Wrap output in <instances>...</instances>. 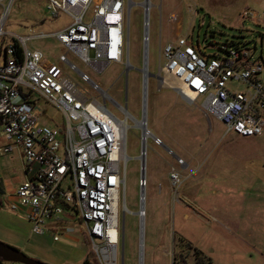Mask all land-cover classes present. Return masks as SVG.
<instances>
[{
  "label": "rangeland",
  "instance_id": "374dc122",
  "mask_svg": "<svg viewBox=\"0 0 264 264\" xmlns=\"http://www.w3.org/2000/svg\"><path fill=\"white\" fill-rule=\"evenodd\" d=\"M128 83L126 66L114 63L98 74L68 55L80 71L136 118L143 116L144 63L143 44L144 0H133ZM147 117L148 127L164 145L149 138L146 156V209L144 247L141 252V226L138 211L141 206L140 179L143 175L141 135L132 128L127 134V163L125 198L130 212L125 216L124 264H264V134L245 139L235 134L225 136L223 123L215 117L204 116L200 98L189 104L156 77L165 64L161 51L169 40L188 37L206 55H223V44L248 49L253 60L264 65V0H151ZM47 0H3L0 13L9 7L0 45H8L14 36L32 33H52L69 24V18L59 13L50 16ZM98 2L91 6L93 11ZM130 7V9H131ZM43 22V23H42ZM38 49L45 60L59 64L66 48L49 36L27 43ZM126 62V50L125 58ZM67 74L82 87L98 96L92 85L81 75L65 67ZM171 82L174 77L167 75ZM234 90H245L235 82ZM127 89V94H126ZM100 96V95H99ZM102 100V97L100 96ZM44 111L41 120L50 126L66 127L62 111L40 98ZM109 109L123 119L120 110L109 103ZM130 125L133 123L130 121ZM6 145L0 126V149ZM172 151V152H170ZM182 158L185 164H178ZM171 165L181 171L180 202L172 204L173 190L169 180ZM22 160L0 152V242L23 251L28 256L48 264H98L90 246L79 230L62 240L53 234L35 233L28 221V209L18 212L9 205L24 181ZM122 191V200L123 194ZM245 192L248 194L245 195ZM123 214H121L122 216ZM65 225L78 226L77 220H65ZM183 241V242H181ZM199 251V252H198ZM4 264H19L8 263Z\"/></svg>",
  "mask_w": 264,
  "mask_h": 264
},
{
  "label": "built area",
  "instance_id": "2783aa9c",
  "mask_svg": "<svg viewBox=\"0 0 264 264\" xmlns=\"http://www.w3.org/2000/svg\"><path fill=\"white\" fill-rule=\"evenodd\" d=\"M47 1L50 16L63 13L69 18V24L52 33L14 36L8 45H0V53L4 55L0 64V126L6 141L0 152L11 155L19 150L25 174L14 195L16 202L9 207L14 211L28 209L26 218L33 225V231L40 234L49 231L58 242L63 238L61 232L69 237L80 229L98 264H121V214L126 216L130 212L124 192L130 159L128 131L136 128L142 132L143 175L138 211L141 252L147 215V142L152 138L155 144L164 145L150 131L147 117L153 4L151 0L141 4L145 11L144 100L143 116L136 119L127 105L117 103L108 91L71 63L68 55L98 74L114 63L124 64L128 83L129 71L135 68L129 60L132 11L129 4L137 3L133 0ZM96 2L97 7L91 11ZM8 15L9 7H6L0 13V38L7 35L4 25ZM49 36L67 50L59 64L45 60L42 51L27 46L29 41ZM220 49L224 52L222 56H210L188 37L169 40L161 51L165 60L158 74L162 77L161 85L166 83L189 104L204 98L202 110L223 123L225 135L261 136L264 133V65L253 60L250 51L241 46L225 44ZM66 66L90 83L102 100L68 75ZM167 75L175 81L166 82ZM235 82L243 83L245 90H234L231 86ZM40 98L62 111L66 127L50 126L41 120L44 111L38 103ZM109 103L120 110L123 119L109 109ZM177 161L179 165L185 164L182 158ZM169 180L173 202H180L182 180L178 166L171 165ZM70 219L77 220L79 225H65V220Z\"/></svg>",
  "mask_w": 264,
  "mask_h": 264
},
{
  "label": "water",
  "instance_id": "95a60500",
  "mask_svg": "<svg viewBox=\"0 0 264 264\" xmlns=\"http://www.w3.org/2000/svg\"><path fill=\"white\" fill-rule=\"evenodd\" d=\"M162 80V77L156 75ZM1 196V188H0ZM124 251H125V214L122 215V226H121V264H124ZM0 260L8 263H19V264H48L38 259H34L23 251L13 247L4 242H0Z\"/></svg>",
  "mask_w": 264,
  "mask_h": 264
},
{
  "label": "crops",
  "instance_id": "0c3cea01",
  "mask_svg": "<svg viewBox=\"0 0 264 264\" xmlns=\"http://www.w3.org/2000/svg\"><path fill=\"white\" fill-rule=\"evenodd\" d=\"M3 0H0V4H1V2H2ZM43 23V22H42ZM26 36H28V35H26ZM18 37H20V36H18ZM21 37H25V36H21ZM4 61V55L3 54H1L0 53V64L2 63ZM169 87V86H168ZM203 113H204V111H203ZM204 116H206V117H208L205 113H204ZM209 118V117H208ZM264 134V133H263ZM225 136H228V135H225ZM238 136V135H237ZM262 136V135H261ZM261 136H258V137H261ZM238 137H240V136H238ZM241 138H244V137H241ZM255 138H257V137H255ZM245 139H251V138H245ZM12 156H18L21 160H22V155H21V152L19 151V150H16V152L15 153H13V154H11ZM22 163H23V160H22ZM24 177H25V174H24ZM2 194H4L5 195V190L3 189V192H2ZM246 194H248V192H245V195ZM172 204L173 205H175L176 203H174L173 202V200H172ZM5 206V204H3V202H2V205H1V207H4ZM10 208V207H9ZM15 212H18V211H15Z\"/></svg>",
  "mask_w": 264,
  "mask_h": 264
},
{
  "label": "trees",
  "instance_id": "16d2710c",
  "mask_svg": "<svg viewBox=\"0 0 264 264\" xmlns=\"http://www.w3.org/2000/svg\"><path fill=\"white\" fill-rule=\"evenodd\" d=\"M223 45H225V44H223ZM240 47V46H239ZM221 48V47H220ZM3 192V191H2ZM1 192V193H2ZM1 205H2V203L0 202V207H1ZM181 242H183V241H181ZM199 252V251H198ZM0 264H4V261L3 260H0ZM83 264H90L89 263V261L88 260H85L84 262H83ZM173 264H177V262H176V259L174 258V261H173ZM197 264V263H196ZM199 264H212V262H210V261H206V262H202V263H199Z\"/></svg>",
  "mask_w": 264,
  "mask_h": 264
},
{
  "label": "bare ground",
  "instance_id": "6f19581e",
  "mask_svg": "<svg viewBox=\"0 0 264 264\" xmlns=\"http://www.w3.org/2000/svg\"><path fill=\"white\" fill-rule=\"evenodd\" d=\"M166 82H171L168 77L165 78Z\"/></svg>",
  "mask_w": 264,
  "mask_h": 264
}]
</instances>
